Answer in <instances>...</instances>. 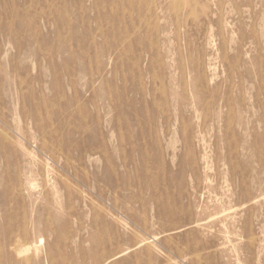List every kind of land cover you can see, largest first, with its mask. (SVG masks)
Wrapping results in <instances>:
<instances>
[{"label": "rangeland", "instance_id": "obj_1", "mask_svg": "<svg viewBox=\"0 0 264 264\" xmlns=\"http://www.w3.org/2000/svg\"><path fill=\"white\" fill-rule=\"evenodd\" d=\"M0 264H264V0H0Z\"/></svg>", "mask_w": 264, "mask_h": 264}, {"label": "bare ground", "instance_id": "obj_2", "mask_svg": "<svg viewBox=\"0 0 264 264\" xmlns=\"http://www.w3.org/2000/svg\"><path fill=\"white\" fill-rule=\"evenodd\" d=\"M52 180H53V179H52ZM36 182H37V181H36ZM33 184H34V183H33ZM33 184H32V185H33ZM35 185H36V183H35ZM212 218H213V216H212ZM15 236H16V235H15ZM41 238H42V237H41ZM43 239H44V238H43ZM43 246H44V244H43ZM24 247H25V248H20V247H19V250H20L19 252H21V253H19V255L22 254V252L28 250V247H27L26 245H25ZM37 250H39V249H37ZM28 252H29V251H28Z\"/></svg>", "mask_w": 264, "mask_h": 264}]
</instances>
